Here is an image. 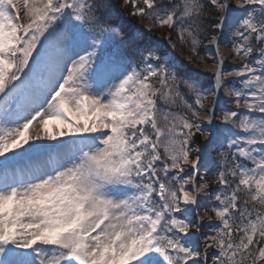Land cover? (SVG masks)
Returning <instances> with one entry per match:
<instances>
[{"label": "snow or ice", "instance_id": "obj_1", "mask_svg": "<svg viewBox=\"0 0 264 264\" xmlns=\"http://www.w3.org/2000/svg\"><path fill=\"white\" fill-rule=\"evenodd\" d=\"M0 264H264V0H0Z\"/></svg>", "mask_w": 264, "mask_h": 264}, {"label": "rangeland", "instance_id": "obj_2", "mask_svg": "<svg viewBox=\"0 0 264 264\" xmlns=\"http://www.w3.org/2000/svg\"><path fill=\"white\" fill-rule=\"evenodd\" d=\"M143 23H146V22H139V24H138V26L140 25V26H143ZM156 35L159 37V38H161V37H165L166 36V34H161V33H159V32H157L156 33ZM156 36V37H157ZM178 48V47H177ZM170 49H171V47H170ZM180 48H178V49H175L176 51H177V56L180 58V59H183L184 58V55H186V57H187V55H188V53H184L183 51H181V49H180V51H178ZM170 51H173V49H171ZM201 139H203V137H200Z\"/></svg>", "mask_w": 264, "mask_h": 264}, {"label": "trees", "instance_id": "obj_3", "mask_svg": "<svg viewBox=\"0 0 264 264\" xmlns=\"http://www.w3.org/2000/svg\"><path fill=\"white\" fill-rule=\"evenodd\" d=\"M123 19L125 20V21H127L129 24H135L136 25V21L137 20H135V19H133L132 17H127V18H125L124 16H123ZM155 38H156V36H155ZM157 39V38H156ZM199 139H200V137H199Z\"/></svg>", "mask_w": 264, "mask_h": 264}, {"label": "bare ground", "instance_id": "obj_4", "mask_svg": "<svg viewBox=\"0 0 264 264\" xmlns=\"http://www.w3.org/2000/svg\"><path fill=\"white\" fill-rule=\"evenodd\" d=\"M186 58V56H184V59ZM49 131H51V123L49 124Z\"/></svg>", "mask_w": 264, "mask_h": 264}]
</instances>
